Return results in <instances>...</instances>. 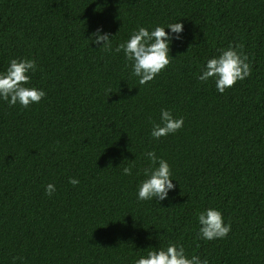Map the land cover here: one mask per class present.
Here are the masks:
<instances>
[{"label": "trees", "instance_id": "trees-1", "mask_svg": "<svg viewBox=\"0 0 264 264\" xmlns=\"http://www.w3.org/2000/svg\"><path fill=\"white\" fill-rule=\"evenodd\" d=\"M176 22L174 60L139 85L115 48ZM98 28L112 52L89 42ZM230 44L251 76L221 94L198 76ZM18 58L37 62L28 86L46 96L0 99V264H136L169 243L209 264H264V0H0V73ZM162 109L184 125L156 140ZM149 151L176 185L163 201L138 199ZM209 208L226 238H200Z\"/></svg>", "mask_w": 264, "mask_h": 264}, {"label": "clouds", "instance_id": "clouds-1", "mask_svg": "<svg viewBox=\"0 0 264 264\" xmlns=\"http://www.w3.org/2000/svg\"><path fill=\"white\" fill-rule=\"evenodd\" d=\"M167 29H170L173 35H169L165 27L161 26L155 27L152 31L140 27L126 42L115 48L116 53H124L131 66L132 75L138 78L141 86L153 81L174 60L170 55V44L174 39L182 40L184 25L179 22L171 23L167 25ZM113 38L110 33L104 32L103 28H98L92 33L89 42L98 46L103 45L100 51L112 52ZM248 61L249 57L243 52V45L230 44L226 49L221 50L218 57L207 60L198 80L201 82L214 80L216 90L223 94L238 82L251 76L252 65ZM36 71L37 62L34 59H12L6 71L0 73V99L7 102L9 106L19 104L24 109L34 103L39 104L45 98L46 92L28 86L31 75ZM183 125V118H174L171 111L162 109L160 122H153L151 136L160 140L180 131ZM144 155L149 165L142 169L145 179L138 187V199L140 201L153 198L158 201L168 199L169 192L176 187L169 163L158 158L154 151L146 152ZM134 167L135 161L130 166L123 167V174L131 176ZM69 183L77 186L80 181L70 178ZM55 191L54 184L50 183L46 186L45 192L49 197ZM198 222L200 238L208 241L224 239L231 232V223H225L222 213L216 209L209 208L199 213ZM136 264H209V262L207 259L202 261L197 255L189 258L182 244L169 243L166 247L159 249L149 248L147 255L139 258Z\"/></svg>", "mask_w": 264, "mask_h": 264}]
</instances>
